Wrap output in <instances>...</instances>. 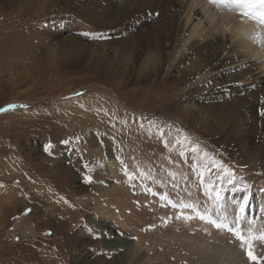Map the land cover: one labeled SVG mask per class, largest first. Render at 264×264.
Returning a JSON list of instances; mask_svg holds the SVG:
<instances>
[{
  "label": "rangeland",
  "instance_id": "374dc122",
  "mask_svg": "<svg viewBox=\"0 0 264 264\" xmlns=\"http://www.w3.org/2000/svg\"><path fill=\"white\" fill-rule=\"evenodd\" d=\"M21 1L0 0V264H213L209 251L257 264L210 219L251 237L264 264V171L182 118L180 68L137 80L135 67L112 82L52 64L36 48L41 32L57 33L55 45L101 31L71 3Z\"/></svg>",
  "mask_w": 264,
  "mask_h": 264
},
{
  "label": "bare ground",
  "instance_id": "6f19581e",
  "mask_svg": "<svg viewBox=\"0 0 264 264\" xmlns=\"http://www.w3.org/2000/svg\"><path fill=\"white\" fill-rule=\"evenodd\" d=\"M25 3L26 10H34L33 2ZM37 3L41 10L46 4L71 3L69 12L101 31L89 33L91 38L80 34L87 41L75 36L51 45L47 40L54 37L48 35L57 33L41 30L40 36L45 37L37 35L36 48L48 50L52 64L77 62L112 82L122 81L135 67L137 80L163 78L168 66L180 68L178 85L184 96H179L176 107L182 118L239 165L264 171V25L258 17L244 16L240 6L221 0ZM229 5L232 11L227 10ZM12 50L24 49L18 46ZM244 195L249 198L248 193ZM208 253L206 258L217 257L213 264H232L220 253Z\"/></svg>",
  "mask_w": 264,
  "mask_h": 264
},
{
  "label": "snow or ice",
  "instance_id": "6c2138e0",
  "mask_svg": "<svg viewBox=\"0 0 264 264\" xmlns=\"http://www.w3.org/2000/svg\"><path fill=\"white\" fill-rule=\"evenodd\" d=\"M210 2H218V0H210ZM221 2H226V3H231L233 5L240 6L243 11L242 14L244 16H249V17H258L259 22L261 25H264V0H221ZM9 107H14V105H9ZM4 109H0V111H3ZM264 114V113H262ZM45 151H48V147H45ZM202 176V174H201ZM86 179H90V177H86ZM228 184H232L233 181L231 179L227 180ZM221 189L216 188L215 189V201L219 202L221 200V195H220ZM246 200V197H245ZM187 207H191V205H188ZM243 209V204L240 205V210ZM180 215H183V213H180ZM191 219V217H188ZM199 218L201 220L206 219L205 215H200ZM209 222L215 226L217 229L227 227L228 231L231 232L233 235L237 237V239L240 240L241 246L243 247L244 245H247L245 252L249 260L253 262H257L259 264L261 258L258 257L257 255L254 254L253 252V247L251 243V237L245 238L241 233L237 232L234 228L228 227L224 223H217L216 220H209ZM260 240H264V233H261L260 236L258 237Z\"/></svg>",
  "mask_w": 264,
  "mask_h": 264
},
{
  "label": "water",
  "instance_id": "95a60500",
  "mask_svg": "<svg viewBox=\"0 0 264 264\" xmlns=\"http://www.w3.org/2000/svg\"><path fill=\"white\" fill-rule=\"evenodd\" d=\"M115 242H116V241H115ZM117 243H119L118 240H117Z\"/></svg>",
  "mask_w": 264,
  "mask_h": 264
}]
</instances>
